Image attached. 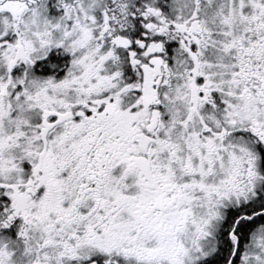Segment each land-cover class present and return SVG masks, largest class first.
I'll use <instances>...</instances> for the list:
<instances>
[{"label":"snow or ice","instance_id":"1","mask_svg":"<svg viewBox=\"0 0 264 264\" xmlns=\"http://www.w3.org/2000/svg\"><path fill=\"white\" fill-rule=\"evenodd\" d=\"M0 264H264V0H0Z\"/></svg>","mask_w":264,"mask_h":264}]
</instances>
